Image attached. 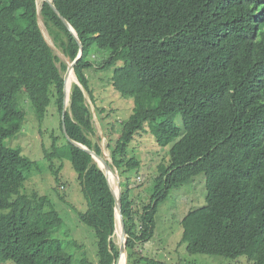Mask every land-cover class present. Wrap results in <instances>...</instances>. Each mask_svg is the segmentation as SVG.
<instances>
[{
  "label": "trees",
  "instance_id": "trees-1",
  "mask_svg": "<svg viewBox=\"0 0 264 264\" xmlns=\"http://www.w3.org/2000/svg\"><path fill=\"white\" fill-rule=\"evenodd\" d=\"M51 2L82 45L74 66L81 87L71 85L67 136L101 154L83 94L95 104L84 71L100 63L91 56L107 53L102 68L120 63L111 86L133 102L116 139L105 133L120 178L127 264H169L141 256L135 248L152 239L158 207L170 191L200 174L205 204L179 223L186 253L264 264V0ZM39 17L54 46L74 60L79 47L46 2L40 3ZM59 62L38 27L36 0H0V264L72 263L52 238L63 220L51 200L23 192L35 162L4 144L23 127L21 98L38 121L53 102L61 138L52 137L53 153L44 157L69 160L77 175L87 207L78 220L93 230L97 264H114L118 256L112 238L114 202L104 174L63 135L66 66L60 62L58 68ZM95 112L100 121L102 110ZM177 116L181 128L174 122ZM150 121L155 143L170 149L168 164L157 166L144 202L141 193L130 197L128 175L138 174L141 162L127 152ZM81 264L88 263L83 259Z\"/></svg>",
  "mask_w": 264,
  "mask_h": 264
},
{
  "label": "rangeland",
  "instance_id": "rangeland-1",
  "mask_svg": "<svg viewBox=\"0 0 264 264\" xmlns=\"http://www.w3.org/2000/svg\"><path fill=\"white\" fill-rule=\"evenodd\" d=\"M40 23L47 41L53 45L41 20ZM53 52L60 62L64 63L55 49ZM98 55L91 56V59L98 60L100 64L93 63L91 68L84 71L95 104L86 92L84 94L92 114V126L95 133L93 140L107 155L105 159H110L105 133L107 131L112 140L116 139L118 124L129 117L133 102L131 98L121 97L111 86L110 78L120 63L102 68L107 53L101 51ZM60 62L57 63L58 68ZM20 104L25 114L23 127L15 136L7 138L4 144L21 150L23 156L35 162L24 184L23 192L29 194L35 191L51 200L54 209L63 220V224L54 231L52 238L59 240L64 252L71 256V264H81L83 259L88 264H97L96 239L93 230L78 220V214L83 213L87 207L77 175L69 160L44 157L45 153H53L52 137L61 138L60 118L53 102L48 106L44 118L39 121L26 98H21ZM95 109L102 110L100 121ZM174 122L181 128L179 116L174 118ZM152 124L153 121L143 124L142 129L134 135L127 152L128 158L135 157L141 162L138 174L128 175L130 197L133 199L141 193L144 202L149 201L152 182L157 176V166L161 163L168 164L169 161L170 146L159 147L155 143L150 132ZM60 138L57 143H61ZM204 183L205 177L200 174L170 191L169 196L158 207L152 239L136 246L135 251L138 254L169 264H253L244 257L227 260L218 256L189 255L185 251V245L180 244L179 223L189 210L204 206L206 196ZM57 191L65 202L57 201ZM113 239L117 243L116 235ZM2 264L13 263L6 261Z\"/></svg>",
  "mask_w": 264,
  "mask_h": 264
},
{
  "label": "water",
  "instance_id": "water-1",
  "mask_svg": "<svg viewBox=\"0 0 264 264\" xmlns=\"http://www.w3.org/2000/svg\"><path fill=\"white\" fill-rule=\"evenodd\" d=\"M41 2H46L53 10V12L58 16V18L60 19V21L62 22V24L66 27V29L69 31V33L72 35V37L74 38V40L76 41L78 47H79V52L77 57L73 60V61H69L55 46L54 44L51 45L47 39L46 36L44 34L43 28L41 26L40 23V17H39V12H40V3ZM36 16H37V23H38V27L41 31V34L44 38V40L46 41L47 45L53 50L55 49L60 58L64 61L65 65H66V70L65 73L63 75V105H62V112H61V127H62V131H63V135L66 139V141L72 145L73 147L79 149L80 151L88 154L93 160L94 162L97 164V166L100 168V170L103 172L109 192L112 196L113 202H114V214H115V231L114 233H116V228H117V222L119 225V229H120V233L119 235H117V249H118V256L116 258V260L114 261V264H118V262L120 261L121 257H124V263L123 264H127V251H126V232H125V224H124V219H123V215L121 212V187H120V183H119V176L117 174L116 171L113 170V168H111V165L109 162H107L104 159V153L103 151H101V155L96 153L95 151L88 149L87 147L71 140L66 133V129H65V113H66V107L69 101V92H70V88L68 90V92H66V84L67 81L70 77L71 74H73L74 71V66L76 64V62L81 58L82 56V45L80 43L79 38L77 37L76 32L73 30V28L68 24V22L58 13V11L55 9V7L52 5L51 0H36ZM74 84L79 86V83L77 81V79L75 78ZM100 162L102 163V165H100ZM114 172L116 175V179H117V186H118V194L117 196H115L109 181H108V175ZM116 214H118V218L116 216Z\"/></svg>",
  "mask_w": 264,
  "mask_h": 264
},
{
  "label": "bare ground",
  "instance_id": "bare-ground-1",
  "mask_svg": "<svg viewBox=\"0 0 264 264\" xmlns=\"http://www.w3.org/2000/svg\"><path fill=\"white\" fill-rule=\"evenodd\" d=\"M74 80V77H73V74L70 75L68 81H67V84H66V92H68L69 88H70V84L71 82ZM106 155V154H104ZM107 156V155H106ZM104 159H105V156H104ZM108 159V158H106ZM105 159V160H106ZM107 161V160H106ZM100 165H102V163L100 162ZM108 181H109V184L115 194V196H117L118 194V186H117V179H116V175L114 172H111L109 175H108ZM117 218H118V214H116ZM116 233L117 235H119L120 233V229H119V225H118V222H117V228H116ZM124 263V257L122 256L120 261L118 262V264H123Z\"/></svg>",
  "mask_w": 264,
  "mask_h": 264
},
{
  "label": "clouds",
  "instance_id": "clouds-1",
  "mask_svg": "<svg viewBox=\"0 0 264 264\" xmlns=\"http://www.w3.org/2000/svg\"><path fill=\"white\" fill-rule=\"evenodd\" d=\"M59 50V49H58ZM60 51V50H59ZM61 52V51H60ZM62 53V52H61ZM63 54V53H62ZM77 57V56H76ZM73 61V60H72ZM65 64V63H64ZM66 66V65H65ZM66 70V69H65ZM65 72V71H64ZM73 77H74V80H75V78H76V76H75V74H74V71H73ZM77 79V78H76ZM62 80H63V75H62ZM78 81V80H77ZM79 83V82H78ZM72 84H74V81H72L71 82V84H70V89H71V85ZM76 85V84H75ZM78 86V85H77ZM79 87H81V85L79 84ZM85 93V91H83V94ZM69 95H70V92H69ZM84 97H85V94H84ZM67 106H69V101H68V104H67ZM67 108L68 107H66V110H67ZM180 121V120H179ZM80 144V143H79ZM82 145V144H81ZM84 146V145H83ZM86 147V146H85ZM88 148V147H87ZM89 149V148H88ZM101 151H102V149H101ZM101 155V154H100ZM110 156V155H109ZM110 158V157H109ZM93 160V159H92ZM94 161V160H93ZM107 162H109L110 163V165H111V159H108L107 160ZM111 168H113L112 167V165H111ZM100 169V168H99ZM113 170L114 171H116V169L115 168H113ZM117 172V171H116ZM118 174V173H117ZM119 176V175H118ZM119 183H120V178H119ZM121 187V186H120ZM115 215V214H114ZM115 231V230H114ZM115 235H116V233H114L113 234V236H112V238H114L115 237ZM114 240V239H113ZM116 243V242H115ZM117 245V244H116Z\"/></svg>",
  "mask_w": 264,
  "mask_h": 264
}]
</instances>
